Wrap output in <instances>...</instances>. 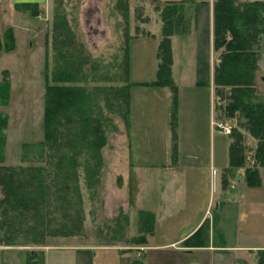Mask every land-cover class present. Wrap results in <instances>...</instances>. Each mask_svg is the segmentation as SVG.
<instances>
[{"label":"rangeland","instance_id":"1","mask_svg":"<svg viewBox=\"0 0 264 264\" xmlns=\"http://www.w3.org/2000/svg\"><path fill=\"white\" fill-rule=\"evenodd\" d=\"M166 1L168 0H47V4L40 8L39 16L35 17L32 14L36 11L34 8L31 9L32 12L25 11L24 7L11 5L10 0H0V43L13 46L8 33L10 29L15 33L16 39L13 51L0 52V124L1 121L8 124L7 129L1 130L0 161L4 154L5 161L0 165L42 166L37 162H46V156L43 155L45 150L40 149L39 145L44 141L47 76L55 67L72 70L75 66L79 71L80 54H83L90 64L83 68L81 79L84 81L80 86H84L88 91L97 86L133 84L129 123L123 116L126 108L121 103L115 100L120 108L115 106L114 110L110 111L104 95L97 94L102 114V130L107 143L100 152V171L92 152L82 145V142L77 149L80 156L77 192L63 189V182L69 181L60 176L54 166L51 167L48 176V183L52 186L50 196L48 199L44 198V203L39 207L40 215H21L19 218L16 216V225L20 230L26 231L27 225L34 226L38 222L39 227L43 226V223L47 227L44 232L40 227L38 243L39 236L35 237L31 231H28L29 237L18 232L15 245L0 243V264H27V260L33 259L34 256L37 257V264H45V251L48 247L80 244L109 245L108 247H112L111 251H104L102 258H107L111 264H132L137 259L143 261L142 264L180 263L177 254L171 251L173 248L159 252L150 249L142 251L136 250L142 245L130 242L136 236L148 237L152 234L150 224L155 221L153 214L142 212L147 215L140 216L141 206L149 207L144 205H149V202H144L146 194L148 201L152 199L154 205L162 208L165 214L170 207L175 206L179 197L174 184H177L179 189L184 187V183L186 185L187 179L173 181V175L158 178L159 169H162L165 163L174 166L177 162V151H174L177 127H181L183 148L186 154L189 152V156L196 151V148L193 151L190 145L194 123L201 125V131L196 133L195 138L200 145L199 154L208 157L214 145L210 134L205 131V125L210 123V116L206 115L208 97L203 89L196 93L193 82L195 69L190 65V59L196 50L195 44L186 38L194 28L191 10L176 14L168 25L169 30L177 31L175 35L185 40L175 39L178 66L176 76L172 67V78L178 87L179 96L176 118L172 117L175 93L173 86H165L167 89L147 87L148 83H153L158 77V53L161 39L164 38V21L159 9L166 6ZM237 2L246 4L252 1ZM175 19L179 20L172 24ZM262 19L259 25L249 27L250 32H253V29H264V15ZM57 27L65 29V37L61 40L68 42L66 47L58 46L54 39ZM69 30L72 33L71 40ZM127 43L130 45L131 54L130 78L127 76L126 65H122ZM214 51V83L212 89L207 90V94L210 97L211 93L213 95L216 123L223 125L220 128L216 125L215 128L230 137L232 144L238 143L240 151L244 150L246 165L243 168H254L259 140L245 128L247 125L242 113L228 115L226 108L231 102L227 97L234 87L217 89L215 76L226 51L224 48L219 51L214 48ZM257 66L254 87L251 88L254 91L248 101L258 104L264 102V33L260 35ZM5 70L9 74H3ZM141 83L144 84L139 85ZM227 124L231 129L229 134L228 128L225 129ZM73 129L76 128L72 127L71 134L78 132ZM75 136L70 137L75 139ZM24 144L30 147L25 161ZM68 147L72 149L73 145ZM152 164H158L160 167ZM232 168L233 172L237 167ZM87 169L89 173H86ZM148 170H153L151 172L155 174L152 176L155 181L150 185L146 182L143 184L144 194L140 197L141 174L148 179ZM160 187L165 190L162 195ZM212 188H215L214 184ZM188 189L190 191L191 186ZM209 191V184L208 187L204 183L200 185L199 197L202 202L209 199L212 194ZM254 196L255 200L260 197L255 193ZM3 198L4 193L0 191V199ZM215 210L216 207L212 211ZM251 215L254 217V214ZM38 217H41L40 220L36 219ZM173 219L174 223L176 218ZM167 223L164 222L166 225ZM250 223L251 218H242L238 236H253L251 242L264 244V224L261 222L252 226ZM63 226L74 229L64 235L61 232H66V229H56ZM142 228L147 229L144 234ZM42 234L45 236L44 240L41 239ZM2 239L5 240V231L0 232V241Z\"/></svg>","mask_w":264,"mask_h":264},{"label":"trees","instance_id":"2","mask_svg":"<svg viewBox=\"0 0 264 264\" xmlns=\"http://www.w3.org/2000/svg\"><path fill=\"white\" fill-rule=\"evenodd\" d=\"M188 4L187 0H183L180 2H168L165 6L166 8H158L164 21V38L160 42L158 53L160 61L158 77L153 83H148L149 86H147L156 88L173 86L175 92L173 95V118H176L178 115L179 96L177 95L178 87L172 78L174 59L171 38L177 34V31L169 30L168 25L171 24L170 19L172 17L188 10ZM16 6L24 7L26 8L25 11L31 12V9L34 8L36 11L32 12L33 16H39L38 12L40 9L37 4L24 3L16 4ZM262 15H264V1L245 4L239 3L237 0H215L214 3V48L216 51L222 48L226 51H224L221 65L217 68L215 83L217 89L221 87H234L230 96L227 97L229 102H231L226 108L228 115L234 116L236 113H242L243 118L246 120L245 125L247 127L245 128L254 138L259 140L255 159L256 167L246 170V180L251 188L261 186L259 167H264V102L262 101L257 104L248 101L254 91L251 88L254 87V75L258 67V46L260 35L264 33V29H253V32H250L251 28L249 27L255 24L259 25L260 21L263 20ZM178 20L175 19L172 24H175ZM8 33H10L13 46L9 47L0 43V52H11L16 47L15 33L11 29ZM69 34L71 40L72 33L70 30ZM64 37V27H57L54 39L57 41L58 46L66 47L68 45L67 41H62ZM130 39L128 42H130ZM89 64L88 58L80 54L79 71L76 70L75 66L72 70H66L65 67H55L53 72L47 76L44 141L39 145L40 149L45 150L43 151V155L46 156V162H37L41 163L40 165L42 166L0 165V191L4 193V198L0 199V232L5 231V240L2 239L0 243L15 245V238L18 232L24 233L25 237L30 236L28 231L33 232L34 236L38 237L40 227H42L44 232L47 226L43 223L44 225L39 227V222L34 226L27 225L26 231L20 230L16 225V216L19 218L21 215H40L39 207L44 203V198L48 199L50 196L52 186L48 183V176L51 167L54 166L59 175H62L69 181L68 183L63 182V189L78 191L77 181L80 156L77 149L81 145L80 142L92 152L93 158L97 161V168L98 170L100 169L99 162L102 160L100 152L107 143L102 130L99 95H104L106 106H108L107 108L110 111H113L115 106L120 108L114 102L115 100H117V103H121L126 108L123 116L127 123H129L131 117V88L133 84L130 83L126 86H97L93 90L88 91L84 86H80V83L84 81L81 79L83 68ZM122 65H126L127 76L130 78L131 54L129 43H127L126 55ZM5 72L8 73L5 70L3 74ZM76 74L79 76L75 77ZM121 87H126L127 89ZM174 120H172V124ZM0 125L1 136V130L7 129L8 124L5 121H1ZM72 127L76 128L78 132L76 129H73L77 133L73 132L71 134ZM173 129L175 130V128ZM72 135H76L75 139L70 137ZM174 138H176V134ZM5 143L4 140V147H6ZM69 145H73V148H69ZM175 146L174 151H177V145ZM238 147V143L230 146V165L232 167L243 168L246 165L244 150L240 151ZM28 149H30L29 145L24 144V161L27 160L25 156ZM4 161L5 154L1 158L0 163ZM87 172H90L89 169L86 170ZM142 212L148 211H141L140 216L147 215ZM153 216L155 218L154 214ZM40 218L36 219L40 220ZM154 225L155 221L153 220L150 224L153 231ZM56 229H59L57 231L66 229V232H61L65 235L74 229V227L67 228V226H63ZM146 230L142 228V233L144 234ZM51 234L55 235L52 232ZM44 238L45 236L42 234L41 239L44 240ZM39 239L40 236L37 243ZM146 239L147 236L140 235L133 238L131 242L144 244ZM37 263L38 260L35 256L33 259L29 258V261L27 260V264ZM135 263L140 264L138 261H135Z\"/></svg>","mask_w":264,"mask_h":264},{"label":"crops","instance_id":"3","mask_svg":"<svg viewBox=\"0 0 264 264\" xmlns=\"http://www.w3.org/2000/svg\"><path fill=\"white\" fill-rule=\"evenodd\" d=\"M180 1L183 0H168L166 3ZM187 1L189 2L188 10H191L194 22L192 33L186 37L195 44L194 49H196L190 59V65L195 69L193 82L196 93L199 90H204L208 97L206 115L210 116V123L208 126L205 125V131L210 134L214 145L208 157H202L199 154L200 145L198 141H195V138L197 137L196 133L201 131V125L194 123L192 124L193 133L191 134L190 145L193 147V151L195 148L196 151L189 156V152L186 154V150L183 148L181 127H177V162L174 166L165 163L161 167L162 169H159L158 178L173 175V181L187 179L185 180L186 185L184 183V187L179 189L178 185L174 184L175 192L179 193V197L175 206L170 207L165 214H163L162 208L154 205L152 199L148 201L146 194L144 202H149V205L145 203L144 205L149 207L141 206V209L155 215L154 231L147 237L146 242L140 244L142 246L137 247L136 250L146 251L150 249L159 252L173 248L171 251L177 254L179 264H264V244L251 242L253 236L246 238L238 236L243 217L251 218L250 224L252 226L259 225L261 222L264 224V167H259L261 186L255 188H251L247 183V169L236 168L232 172L233 168L230 165L232 140L217 130V127V129L215 128L216 113L213 106V95L211 93L210 97L207 94V90L212 89L214 83L212 68L215 64L213 24L215 0ZM10 2L11 5L37 4L39 9L47 4V0H10ZM176 38L179 41H185L178 35L172 37L174 76H176L178 66L175 55ZM152 165L160 167L158 164ZM176 169L179 170L173 174ZM151 171L153 170H148V179L141 174L140 197L144 194L143 184L146 182L147 185H150L155 181V177H152L155 174ZM203 183L206 187L208 184L210 185L209 193L212 194L209 199L207 198L202 202L199 196L200 185ZM189 186H191L190 191ZM160 189L161 195L164 194L165 190L162 187ZM254 193L256 196H260L258 200H255ZM214 207L216 210L212 211ZM251 214H254V217ZM174 217L176 220L173 223ZM164 222H168L167 225ZM165 236L166 239H164ZM108 246L104 244H80L79 246L48 247L45 251V264H65L66 262L68 264H111L107 258H102L104 251H111L112 247ZM67 257L68 259H66ZM137 261L140 264L143 262H140V259ZM132 264L138 263L134 261Z\"/></svg>","mask_w":264,"mask_h":264},{"label":"built area","instance_id":"4","mask_svg":"<svg viewBox=\"0 0 264 264\" xmlns=\"http://www.w3.org/2000/svg\"><path fill=\"white\" fill-rule=\"evenodd\" d=\"M215 125H217V127H219V128H220V127H223L222 124H217V123H216ZM227 128H228L227 131H228V134H229V133L231 132V129H230V125H229V124H227V125L225 126V129H227Z\"/></svg>","mask_w":264,"mask_h":264}]
</instances>
